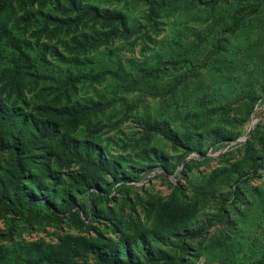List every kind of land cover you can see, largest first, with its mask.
Segmentation results:
<instances>
[{
    "label": "rangeland",
    "instance_id": "1",
    "mask_svg": "<svg viewBox=\"0 0 264 264\" xmlns=\"http://www.w3.org/2000/svg\"><path fill=\"white\" fill-rule=\"evenodd\" d=\"M3 104L0 264H264V0H8Z\"/></svg>",
    "mask_w": 264,
    "mask_h": 264
},
{
    "label": "trees",
    "instance_id": "2",
    "mask_svg": "<svg viewBox=\"0 0 264 264\" xmlns=\"http://www.w3.org/2000/svg\"><path fill=\"white\" fill-rule=\"evenodd\" d=\"M8 0H0V12L5 9ZM151 11V10H150ZM153 11V10H152ZM125 24V23H122ZM119 31L118 28H115V33ZM158 31V25L153 21V17L151 14L147 15V21L144 23H139L136 28L128 27L124 25L122 30L119 31L117 34L122 32L124 33H137V37H143L147 35L154 34L156 35ZM12 66L9 71V77L11 79H20V78H28V79H38L40 78L39 75L31 71L30 65L31 61L25 58H21L20 56H13L12 59ZM114 65V69H107L112 75L120 77V74L123 73L124 69L120 66V63L117 61H112ZM102 77V74L97 71H90L87 72H78L75 73L73 71L69 72L68 78L75 79V80H90V79H99ZM126 80V78H123ZM23 115L17 114L13 107H7L6 105H0V132L2 134H6L10 132L12 128H14L15 121L22 118ZM19 129V128H17ZM260 150L262 152V158H264V141L260 142ZM260 164V162H259ZM16 171L13 172L15 174ZM93 194L94 191L92 190L89 193V205L86 202H83L82 207L80 210H74L77 206V203L74 200H66L60 205V207L52 206V203L47 199H43V205L46 208H51V210L55 213L56 217L59 215V210L63 213L69 212L70 215L74 218V222L78 224H83L86 221V218L90 216L94 210L93 203ZM32 202V200H31ZM0 205L4 207L7 211L11 212L13 215L23 216L21 212V207L24 205L23 202L16 200L14 197L7 196L4 194L0 195ZM89 210V215L87 214ZM60 211V212H61ZM80 214L84 216V218H80ZM108 262H112V260H108Z\"/></svg>",
    "mask_w": 264,
    "mask_h": 264
},
{
    "label": "bare ground",
    "instance_id": "3",
    "mask_svg": "<svg viewBox=\"0 0 264 264\" xmlns=\"http://www.w3.org/2000/svg\"><path fill=\"white\" fill-rule=\"evenodd\" d=\"M255 124V119L249 124L248 130L250 131Z\"/></svg>",
    "mask_w": 264,
    "mask_h": 264
}]
</instances>
